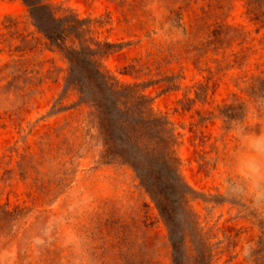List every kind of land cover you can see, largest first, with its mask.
Returning <instances> with one entry per match:
<instances>
[{
	"label": "rangeland",
	"instance_id": "374dc122",
	"mask_svg": "<svg viewBox=\"0 0 264 264\" xmlns=\"http://www.w3.org/2000/svg\"><path fill=\"white\" fill-rule=\"evenodd\" d=\"M51 1L119 43L101 68L137 85L173 133L211 264H264V204L233 134L264 133V0L262 12L251 0ZM68 70L24 1L0 0V264H173L155 198L124 159L103 157Z\"/></svg>",
	"mask_w": 264,
	"mask_h": 264
},
{
	"label": "trees",
	"instance_id": "16d2710c",
	"mask_svg": "<svg viewBox=\"0 0 264 264\" xmlns=\"http://www.w3.org/2000/svg\"><path fill=\"white\" fill-rule=\"evenodd\" d=\"M23 1L37 29L67 58L66 85L77 86L79 100L92 106L104 140L103 157L124 159L155 198L168 226L173 264H211L210 242L188 207L191 190L177 169L173 133L137 85L118 84L101 68L99 57L119 43L89 37L88 19L51 0ZM251 1L262 12L263 0Z\"/></svg>",
	"mask_w": 264,
	"mask_h": 264
},
{
	"label": "clouds",
	"instance_id": "9594fccd",
	"mask_svg": "<svg viewBox=\"0 0 264 264\" xmlns=\"http://www.w3.org/2000/svg\"><path fill=\"white\" fill-rule=\"evenodd\" d=\"M236 135L242 146V153L238 160V172L250 185L253 203L264 204V133H246L241 126H234ZM250 249L245 248L244 254Z\"/></svg>",
	"mask_w": 264,
	"mask_h": 264
}]
</instances>
